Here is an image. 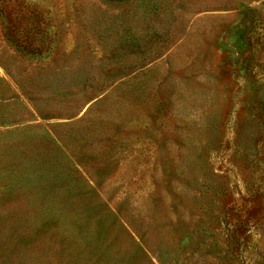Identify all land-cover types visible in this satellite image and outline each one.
<instances>
[{
	"label": "rangeland",
	"instance_id": "1",
	"mask_svg": "<svg viewBox=\"0 0 264 264\" xmlns=\"http://www.w3.org/2000/svg\"><path fill=\"white\" fill-rule=\"evenodd\" d=\"M263 156L264 0H0V264H264Z\"/></svg>",
	"mask_w": 264,
	"mask_h": 264
},
{
	"label": "trees",
	"instance_id": "2",
	"mask_svg": "<svg viewBox=\"0 0 264 264\" xmlns=\"http://www.w3.org/2000/svg\"><path fill=\"white\" fill-rule=\"evenodd\" d=\"M259 161H260L261 163L264 164V156L261 157ZM260 194L262 195V193H260V192H259V193H255L254 195H255V196H259ZM258 207H259V204H258L257 207L255 208V210H257ZM233 209H235V205H234V206H229V207H227V209H226V210L228 211L227 214H229V213L231 214V211H232Z\"/></svg>",
	"mask_w": 264,
	"mask_h": 264
}]
</instances>
